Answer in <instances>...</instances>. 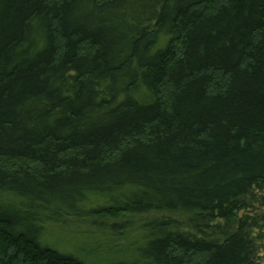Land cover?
<instances>
[{
    "label": "trees",
    "instance_id": "obj_1",
    "mask_svg": "<svg viewBox=\"0 0 264 264\" xmlns=\"http://www.w3.org/2000/svg\"><path fill=\"white\" fill-rule=\"evenodd\" d=\"M263 190L264 0H0V264H83L45 224L150 213L187 230L113 264H261Z\"/></svg>",
    "mask_w": 264,
    "mask_h": 264
},
{
    "label": "rangeland",
    "instance_id": "obj_2",
    "mask_svg": "<svg viewBox=\"0 0 264 264\" xmlns=\"http://www.w3.org/2000/svg\"><path fill=\"white\" fill-rule=\"evenodd\" d=\"M164 38L159 40L157 50L164 43ZM252 213H264V190L259 192ZM18 199L11 195H2L0 204L15 205ZM105 200L96 197L90 198L87 206H102ZM251 213V214H252ZM245 213H240L239 216ZM250 215V213H248ZM169 218L182 226L185 230L184 218L180 215L143 214L126 216L122 219V225L116 228L100 227L92 225V220L76 221L65 220L61 224L47 223L39 239L41 247L49 248L65 256L73 257L83 264H113L119 262H131L136 253L150 238L147 235L145 225L149 221ZM261 264H264V249L260 250Z\"/></svg>",
    "mask_w": 264,
    "mask_h": 264
}]
</instances>
